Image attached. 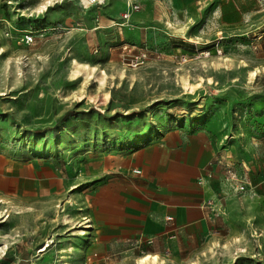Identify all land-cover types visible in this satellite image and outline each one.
<instances>
[{
  "label": "rangeland",
  "instance_id": "obj_1",
  "mask_svg": "<svg viewBox=\"0 0 264 264\" xmlns=\"http://www.w3.org/2000/svg\"><path fill=\"white\" fill-rule=\"evenodd\" d=\"M116 1L125 5L0 0V159L27 167L34 179L84 177V163L111 150L108 142L125 151L177 122H209L236 172L244 164L252 179L229 216H264V0L262 12L239 26L167 25L147 2L138 10ZM125 45L161 59L135 66L138 51ZM0 201V264H139L146 255L161 264H245L256 257L247 246L228 249L227 225L221 242L199 236L101 249L87 241L85 214L69 215L67 199Z\"/></svg>",
  "mask_w": 264,
  "mask_h": 264
},
{
  "label": "crops",
  "instance_id": "obj_2",
  "mask_svg": "<svg viewBox=\"0 0 264 264\" xmlns=\"http://www.w3.org/2000/svg\"><path fill=\"white\" fill-rule=\"evenodd\" d=\"M131 1L134 3L129 2L127 8L136 5L139 10L140 1L147 2L157 16L163 15V21L168 18L167 25L187 26L202 20L209 25L213 20L219 25L239 26L262 12L259 0ZM115 2L112 9L125 5ZM108 143L111 150L84 163V177L67 179L56 173L48 180L34 179L27 167L0 159V196L67 199L69 215L76 219L85 214L82 220L87 241L101 249H109L114 243L152 244L199 236L221 242L220 229L227 225L228 249L233 252L247 246L256 257L245 264H264V216H229L234 212L232 202L243 194L226 180L224 163L232 151L223 146L219 129L212 123L177 122L125 151ZM209 201L213 207L222 208L226 217L212 220L210 210L204 207ZM252 231L257 232L253 238Z\"/></svg>",
  "mask_w": 264,
  "mask_h": 264
},
{
  "label": "built area",
  "instance_id": "obj_3",
  "mask_svg": "<svg viewBox=\"0 0 264 264\" xmlns=\"http://www.w3.org/2000/svg\"><path fill=\"white\" fill-rule=\"evenodd\" d=\"M91 6H102L105 4V0H89ZM133 8H137L135 5H132ZM128 15H124V18H127ZM124 49H137L136 46H127L125 45L123 47ZM138 55L135 56V66H139L144 64L146 61L149 60V57L152 56L155 59H161V54L156 52H149L148 50L143 49H137ZM221 162H224L221 160ZM221 164V163H220ZM235 162H233V159L231 157H228V162L224 163V168L226 170V180L233 185L238 193L244 194L249 187H251L250 179L248 174V168L246 165H242L243 167V173H237L235 170ZM135 173H140L139 171H135ZM205 208H208L211 212V219L215 220L218 219L221 216L225 215L224 210L222 208H215L213 207V203L211 201L207 202L204 206ZM151 242H148V244Z\"/></svg>",
  "mask_w": 264,
  "mask_h": 264
},
{
  "label": "bare ground",
  "instance_id": "obj_4",
  "mask_svg": "<svg viewBox=\"0 0 264 264\" xmlns=\"http://www.w3.org/2000/svg\"><path fill=\"white\" fill-rule=\"evenodd\" d=\"M78 1H79V5L81 7H84L85 9L86 8L90 9L91 7H93L90 5L89 0H78ZM190 42H193L196 44L198 43L197 41H195L193 39H191ZM81 68H82V66L80 64H78V63L74 64L73 69H72V77L74 79L78 78V75L80 74V72L82 70ZM89 70L90 71L88 72L87 77L93 76L95 69L90 68ZM253 73L254 74H252V76H255V72H253ZM97 78H98L100 83H103L105 81V79L107 78V75L104 71H101L99 73V75L97 76ZM183 84L185 87L187 86V88L190 89L192 91V93H193V91H195V87H193L192 85H189L188 83H183ZM0 204H1V201H0ZM65 220L67 221V219H65ZM161 263L162 262L158 259V257L156 255H146L145 257H143L139 260V264H161Z\"/></svg>",
  "mask_w": 264,
  "mask_h": 264
}]
</instances>
